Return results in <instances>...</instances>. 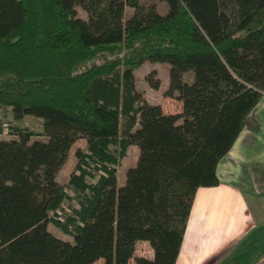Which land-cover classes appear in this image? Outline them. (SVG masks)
I'll list each match as a JSON object with an SVG mask.
<instances>
[{
    "label": "trees",
    "instance_id": "16d2710c",
    "mask_svg": "<svg viewBox=\"0 0 264 264\" xmlns=\"http://www.w3.org/2000/svg\"><path fill=\"white\" fill-rule=\"evenodd\" d=\"M163 1L0 0V109L43 120L38 134L13 123L0 138V264L176 263L197 188L219 183L264 94V0ZM146 60L169 64L165 94L182 112L138 88ZM139 240L153 256L136 254Z\"/></svg>",
    "mask_w": 264,
    "mask_h": 264
},
{
    "label": "crops",
    "instance_id": "0c3cea01",
    "mask_svg": "<svg viewBox=\"0 0 264 264\" xmlns=\"http://www.w3.org/2000/svg\"><path fill=\"white\" fill-rule=\"evenodd\" d=\"M217 174L218 184L196 190L175 264H264V94Z\"/></svg>",
    "mask_w": 264,
    "mask_h": 264
},
{
    "label": "rangeland",
    "instance_id": "374dc122",
    "mask_svg": "<svg viewBox=\"0 0 264 264\" xmlns=\"http://www.w3.org/2000/svg\"><path fill=\"white\" fill-rule=\"evenodd\" d=\"M141 1L142 3L145 4L155 2L157 6L163 11L167 8L166 2L163 0H141ZM78 10L80 15L87 16V13L83 9V7L79 6ZM132 11L133 8L128 6L126 8V15L129 16ZM168 68H169V64L166 62L164 63L159 61L154 62V61L146 60L140 67L136 69L137 86L144 93L145 97L149 101L161 104L165 111L182 112L184 110L183 102L174 96H169L165 94V90L167 89L169 84ZM152 69L156 70L155 75L160 78V86L158 88L152 87L146 79L147 73H149ZM186 78L189 81L194 80L193 72L191 70H188L186 72ZM189 112L191 113L189 115V120H191V122L194 120L196 121L195 119L196 117L193 112V109H190ZM0 119L2 122V126L4 127V131L0 134V138L12 137V134L9 132V125L13 123H17L21 126H26L28 127L29 130H32L36 133L41 132L43 126L42 118L35 116L33 114L25 115L22 120H15L12 117L11 110L9 109V107L8 108L4 107L0 109ZM182 120L183 119H181V121ZM85 145H86V140L83 137L78 138L74 142L72 148L70 149V153L66 162L59 170L58 179L60 181L63 182L68 179V176L75 165L76 162L75 149L78 146H85ZM138 153H139V149L137 145L133 144L131 145V147L128 148L126 156L123 158L122 163L118 167V171H117L118 184H122L125 181L127 167L135 163L138 157ZM49 228L57 235L63 237H70L68 234L58 229L52 222L49 223ZM140 242L142 243L145 241H140ZM141 243L136 245V251L138 253H143L144 255L148 256L149 250H151V246L147 242H145V245H142ZM132 262H134L133 264H135L134 259H132ZM95 264H100V263L97 262Z\"/></svg>",
    "mask_w": 264,
    "mask_h": 264
}]
</instances>
